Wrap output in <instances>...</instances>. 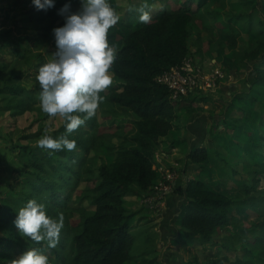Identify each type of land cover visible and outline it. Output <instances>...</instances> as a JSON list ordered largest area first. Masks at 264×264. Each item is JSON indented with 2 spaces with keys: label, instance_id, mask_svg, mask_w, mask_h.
Wrapping results in <instances>:
<instances>
[{
  "label": "trees",
  "instance_id": "16d2710c",
  "mask_svg": "<svg viewBox=\"0 0 264 264\" xmlns=\"http://www.w3.org/2000/svg\"><path fill=\"white\" fill-rule=\"evenodd\" d=\"M56 1L58 0H55V6L46 12L34 8L25 21L28 25L25 29L33 33L37 48L42 47L46 40L55 41L53 33H43V25L48 19H53L54 24L60 20ZM65 2L71 9L76 5L81 6V0ZM142 2L140 8L147 3L146 10L149 12L150 6L158 5L159 9L157 13L150 15L148 23L140 22L139 12L130 13L125 22L130 32L123 40L112 65L116 84L109 87L107 99L103 102L109 107L110 112L107 114L115 119L119 116L129 119L130 131L124 133L121 129L123 127L119 126L116 132H107L112 126L115 127L116 122L112 117L105 116L106 123L99 124L96 110L91 119L86 120L68 137L76 142L74 150L52 151L32 145L20 148L28 159L25 171L22 172L27 192L15 193L5 198L4 204L0 206V264H10L17 258L19 243L14 224L16 211L32 199L43 203L47 215L53 219L62 215L63 228L54 248H49L46 240L36 242L25 237L32 246L21 247V253L31 248L41 251L47 249L55 257L51 264L157 263V256L146 259L154 253V250L147 248L146 243L149 242L144 241V237L150 234L149 228L145 231L137 229L133 221L137 214H131L126 209L125 198L142 197L153 191L158 179V173L154 169L155 157L163 140L171 139L174 131L179 129L181 111L185 110L191 116L196 113L199 104L196 98H189L193 97L192 92H189L190 96L187 98L174 99L173 91L159 83L157 78L184 67V63L192 55L189 42L193 30H196L200 42V30L204 25L211 24L215 29L225 30L232 48L240 37V31L233 24L219 20L221 13L210 10L211 0ZM21 3L18 0L17 6ZM249 3L250 0L237 1L240 10L248 8ZM237 14L239 15L229 12L228 19L240 17L243 22L252 18L250 13ZM63 24L64 21L55 28ZM262 27L264 29V23ZM12 33L11 29L0 32V112L8 113L16 119L40 107L41 89L36 76L38 68L47 62V55L42 50H32L25 44L23 46V41L28 42L29 37L16 39L12 38ZM263 33L255 48L246 52L241 59L244 66L255 65V86L258 91H264ZM13 43L15 46L12 47ZM208 44L210 45L209 42ZM4 49L10 52L13 60L2 59ZM33 61L35 67L31 69ZM27 67H30L29 72ZM26 79L33 83L31 88L24 84ZM118 87L122 89L118 90ZM246 97L242 95L239 99L244 100ZM199 102L201 104L208 100ZM124 121L122 120L123 123ZM263 125L264 119L260 126ZM239 129L244 130V127L241 125ZM48 135L53 138L65 135L64 125L54 134ZM26 139L31 140V137ZM115 140L119 143L115 144ZM258 148H264L262 130ZM102 149L107 151L111 160L95 168L92 158L88 157ZM211 151L210 148L196 149L186 159L190 165H203L209 161ZM243 162L250 169L248 175L251 182L242 185L237 191L242 193L241 198L214 191L199 179H192L187 183L185 194L184 189H179L178 194L184 196L176 221L180 233L179 242L182 243L184 234L187 240H198L203 247L217 246L219 244L214 242L216 237L230 227V221H235V216H231L234 210L248 203H253L252 207L256 208L254 201H264V192L257 189L259 177L264 176V162L259 164L248 159V156H243ZM253 167H257L259 172L253 171ZM81 183L86 184L83 190L80 189ZM74 195L76 209L71 205ZM84 203L92 210L87 209ZM146 225L148 223L142 225L143 228ZM238 229L236 224L234 230L237 232ZM232 237L239 242L244 241L247 245L245 249L250 247L247 256L235 261L225 256L221 260H211L205 264H255L251 259L252 253L254 249L263 251L264 232L246 240L237 235ZM223 241L224 244L219 243H222L221 247L227 253L237 250L229 245L228 237ZM143 245H146L145 249Z\"/></svg>",
  "mask_w": 264,
  "mask_h": 264
},
{
  "label": "rangeland",
  "instance_id": "374dc122",
  "mask_svg": "<svg viewBox=\"0 0 264 264\" xmlns=\"http://www.w3.org/2000/svg\"><path fill=\"white\" fill-rule=\"evenodd\" d=\"M21 1L22 3L17 6L18 0H0V32L11 29L12 38L26 39L29 37L28 42L23 41V46L25 44L32 50H42L48 60L56 52L55 41L46 40L42 47H36L33 33L25 29L28 26L25 21L35 7L32 0ZM237 1L211 0L210 3V10H217L221 13L219 20L229 22L239 29L240 37L234 48L230 46L226 38L227 31L215 29L211 24L201 28V42L198 41L196 30L192 31L189 42L192 52L190 60L195 71L194 75L198 81L202 82V88L196 86L193 91H190L193 97H189V92H187L179 95L177 100L181 97L196 98L199 103L196 113L188 116V112L182 110L179 129L174 131L171 139L163 140L160 151L155 157L154 169L158 173V179L153 191L142 197L128 196L125 198L126 209L131 214H137L133 218L137 229L145 231L149 228L150 234L144 237V241L149 242L146 243L147 248L154 250V253L148 255L146 259L157 256L156 264H205L211 260H221L225 256H228L231 261L238 258L243 259L247 256L249 252L247 250H250V247L245 249L247 247L245 242H239L232 236L237 235L246 240L258 237L264 232V201H254L256 208L252 207L253 203H248L234 210L231 216L236 217H234L235 221H230V227L216 237L214 242L219 244L217 246L203 247L198 240H187L184 234H182V243L179 242L180 233L176 224L184 203H180L184 196L178 193L184 189L183 194H185L187 183L190 180L199 179L206 182L214 191L241 198L242 193L237 191L242 185L251 182V177L248 175L250 169L244 164L243 156H248V159L259 164L264 162V148L262 150L258 148L261 130L264 131V125L260 126L264 119V91L256 89L255 65L241 64L244 54L255 48L256 42L264 32L262 27L264 0H250L249 7L243 10H240ZM109 2L120 20L123 19V22L119 20L108 32L109 45L115 48L117 53L130 32L125 24L127 18L132 11L139 12L143 2L142 0H109ZM56 4L60 9L68 3L65 0H58ZM80 8V5L72 7L73 10ZM150 9V15H153L157 13L159 6H150ZM229 12L236 15H239L237 13H250L252 18L249 21L243 20V22L240 17L228 19ZM63 21L64 17L61 15L56 24L53 23V19H48L43 25L45 28L43 33L52 34L55 26ZM11 45L15 46L14 43ZM2 53V59L13 60L8 50L4 49ZM34 67L35 62L33 61L31 69ZM29 69L30 67L26 68L27 72ZM109 71L114 81L110 86H115L112 66ZM24 82L29 88L33 86V83L27 79ZM208 84L211 87H207ZM109 87L100 93L103 102L107 99ZM121 89L118 87V90ZM242 95L247 97L240 100L239 97ZM204 99L208 102L200 104L199 100ZM103 102L97 108L98 123L105 124V116H109L116 124L107 132H116L120 126L123 127L121 129L124 133H128L130 131L129 119L121 116L115 119L111 114H107L110 112L109 107ZM122 120H125L124 123ZM63 125L64 121L61 117H49L41 111L40 107L16 119L8 113L0 112V206L4 204L5 198L15 193L27 192L22 172L25 171L28 159L20 148L26 145L39 147L38 141L42 135L54 134ZM241 125L244 130L239 129ZM36 136L38 138H35ZM27 137H31V140L26 139ZM114 143L117 144L119 141L115 140ZM201 148L212 149L209 161L203 165H190L186 159L187 155ZM88 158H92L95 168L111 160L107 151L103 149L98 153H92ZM252 170L259 172L257 167H253ZM258 180L257 189L264 192V176H260ZM166 184L170 187V193L161 199L159 192ZM85 187V183L80 184V189L83 190ZM176 195L178 202L172 203L171 208L168 209L167 201ZM72 202L73 204L70 203L72 208L76 209V195ZM84 206L92 210L87 203H84ZM146 223H148L147 228H143L142 225ZM236 224L239 227L237 232L234 230ZM15 234L19 243L16 255L19 257L22 254L21 247L32 245L20 235L18 229ZM0 237H2L1 234ZM227 237L229 245L236 247V251L227 253L221 247L223 240ZM146 245H143V249ZM262 248L263 251L253 250L251 259L255 264H264V243ZM42 252L49 257L51 264L55 258L54 255L47 249ZM134 253L137 254V251Z\"/></svg>",
  "mask_w": 264,
  "mask_h": 264
},
{
  "label": "clouds",
  "instance_id": "9594fccd",
  "mask_svg": "<svg viewBox=\"0 0 264 264\" xmlns=\"http://www.w3.org/2000/svg\"><path fill=\"white\" fill-rule=\"evenodd\" d=\"M32 4L46 11L55 6V0H32ZM147 8L145 3L138 10L142 23L151 19ZM58 14L64 17V24L52 30L56 52L38 68L36 80L41 89V111L49 117H61L65 135L53 138L45 133L38 145L52 151H72L76 142L68 137L96 114L103 102L100 93L114 82L109 70L116 59V49L109 45L108 32L120 17L109 0H81L76 12L65 4ZM14 224L21 236L36 242L46 240L47 246L54 248L63 228V216L53 219L43 203L32 199L16 211ZM10 264L50 262L41 250L31 248Z\"/></svg>",
  "mask_w": 264,
  "mask_h": 264
},
{
  "label": "built area",
  "instance_id": "2783aa9c",
  "mask_svg": "<svg viewBox=\"0 0 264 264\" xmlns=\"http://www.w3.org/2000/svg\"><path fill=\"white\" fill-rule=\"evenodd\" d=\"M194 72L191 60L188 59L181 70L175 69L170 73H165L164 75L159 76L157 81L168 86L173 91V98L177 99L182 93L185 94L193 91L196 86L197 88H202V82L198 81ZM207 87H211V85L208 84ZM169 193L170 187L166 184L159 192L160 198L163 199Z\"/></svg>",
  "mask_w": 264,
  "mask_h": 264
},
{
  "label": "crops",
  "instance_id": "0c3cea01",
  "mask_svg": "<svg viewBox=\"0 0 264 264\" xmlns=\"http://www.w3.org/2000/svg\"><path fill=\"white\" fill-rule=\"evenodd\" d=\"M176 197H177V195L174 196V198H172V199L170 198V199L167 201V205L169 206L168 209L171 208V204H172V203H176V202H178V201H177L178 199H177ZM183 202H184V199H182V200L180 201V203H183ZM166 207H167V206H166Z\"/></svg>",
  "mask_w": 264,
  "mask_h": 264
}]
</instances>
